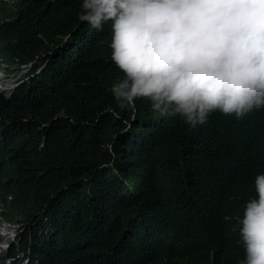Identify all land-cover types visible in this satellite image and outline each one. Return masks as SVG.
Here are the masks:
<instances>
[{
	"label": "trees",
	"instance_id": "obj_1",
	"mask_svg": "<svg viewBox=\"0 0 264 264\" xmlns=\"http://www.w3.org/2000/svg\"><path fill=\"white\" fill-rule=\"evenodd\" d=\"M81 0L0 1V221L10 264H238L264 171V111L196 129L146 99L117 107L111 30Z\"/></svg>",
	"mask_w": 264,
	"mask_h": 264
},
{
	"label": "clouds",
	"instance_id": "obj_2",
	"mask_svg": "<svg viewBox=\"0 0 264 264\" xmlns=\"http://www.w3.org/2000/svg\"><path fill=\"white\" fill-rule=\"evenodd\" d=\"M81 9L92 29L110 26L117 107L146 99L192 129L213 113L241 121L264 111V0H81ZM254 191L238 219V264H264V171Z\"/></svg>",
	"mask_w": 264,
	"mask_h": 264
},
{
	"label": "rangeland",
	"instance_id": "obj_3",
	"mask_svg": "<svg viewBox=\"0 0 264 264\" xmlns=\"http://www.w3.org/2000/svg\"><path fill=\"white\" fill-rule=\"evenodd\" d=\"M26 70L27 68L21 67L20 72H15V66H13L11 70L3 69L0 71V83L3 85V88L7 89L5 96H9L12 89L26 74ZM15 235V226L0 221V264H10L9 261L4 260V256L6 254L7 246L13 242Z\"/></svg>",
	"mask_w": 264,
	"mask_h": 264
},
{
	"label": "built area",
	"instance_id": "obj_4",
	"mask_svg": "<svg viewBox=\"0 0 264 264\" xmlns=\"http://www.w3.org/2000/svg\"><path fill=\"white\" fill-rule=\"evenodd\" d=\"M0 1L8 2V1H10V0H0Z\"/></svg>",
	"mask_w": 264,
	"mask_h": 264
}]
</instances>
